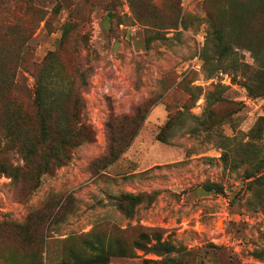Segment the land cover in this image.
Here are the masks:
<instances>
[{
    "label": "rangeland",
    "instance_id": "rangeland-1",
    "mask_svg": "<svg viewBox=\"0 0 264 264\" xmlns=\"http://www.w3.org/2000/svg\"><path fill=\"white\" fill-rule=\"evenodd\" d=\"M220 2L0 0V74L13 64V94L33 110V98L46 95L35 69L54 51L60 77L83 71L95 133L27 199L0 174V264H54L85 238L109 244L107 264H157L161 256L133 246L151 230L190 250L189 264H264V177H246L250 144L264 145V70L244 41L220 60L210 53L211 6ZM215 89L222 100L206 127V94ZM147 101L137 134L105 166L108 117ZM179 110L183 124L158 140ZM122 194H142L131 215L114 204Z\"/></svg>",
    "mask_w": 264,
    "mask_h": 264
},
{
    "label": "trees",
    "instance_id": "trees-1",
    "mask_svg": "<svg viewBox=\"0 0 264 264\" xmlns=\"http://www.w3.org/2000/svg\"><path fill=\"white\" fill-rule=\"evenodd\" d=\"M211 8L216 13L209 30L212 56L219 60L227 57L233 51L232 42L244 41L258 68L264 70V0H221ZM64 30L65 27L62 36ZM203 56L207 58L206 54ZM59 65L56 53L50 51L35 69L34 76L45 85L46 95L33 98V110L22 104L12 92L13 64L0 74V151L5 154L0 160V174L10 177L19 186L22 199H27L38 187L43 174L52 175L57 168L67 164L75 147L94 139V129L88 122L80 94L86 85L83 71L76 69L75 75L65 80L59 75ZM76 76L78 83H72ZM218 92L220 90L215 89L206 94V127H210L207 119L214 116V106L222 100ZM147 103L149 101L138 105L130 114H111L108 117L105 124L107 145L103 156L105 166L116 161L129 146L149 109ZM182 114L179 110L168 117L156 134L158 140H166L164 129L183 124L178 122ZM8 152L16 153L18 162H11L6 155ZM221 159L228 163L229 152L224 151ZM247 161L251 172H246V177L259 174L255 180L262 179L264 145L250 144ZM208 187L217 188L216 184ZM142 200V194H122L114 204L126 215H131L133 204ZM24 232H27L25 227ZM83 242L84 249L66 248L60 261L54 264H107L109 244L99 238L95 241L85 238ZM133 246L145 253L161 256L157 264H189L183 258L190 250L182 245L175 246L168 239L162 240L157 230L141 232ZM35 264L43 263L36 260ZM143 264L154 262L144 261Z\"/></svg>",
    "mask_w": 264,
    "mask_h": 264
}]
</instances>
